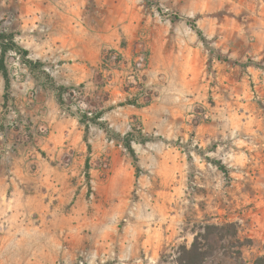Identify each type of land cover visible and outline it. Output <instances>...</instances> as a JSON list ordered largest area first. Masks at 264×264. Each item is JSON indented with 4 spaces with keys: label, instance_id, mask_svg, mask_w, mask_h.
<instances>
[{
    "label": "crops",
    "instance_id": "obj_1",
    "mask_svg": "<svg viewBox=\"0 0 264 264\" xmlns=\"http://www.w3.org/2000/svg\"><path fill=\"white\" fill-rule=\"evenodd\" d=\"M193 15L200 18L206 39H214V44L229 58L249 56L264 60V0H201ZM64 49L57 54L47 51L29 55L31 59L41 57L43 62L54 63L58 84L82 86L91 98L104 89L108 96L99 112L102 120L121 136L136 130L138 124H148L146 111L150 109L157 128L167 117L169 131L162 133V139L168 141L169 153L171 141L177 139V108L203 104L208 96L209 88L199 84L208 61L202 40L192 48V75L185 74L192 88L174 86L172 74L161 58L158 62L154 56L152 68L150 64L143 71L145 86L153 94L148 107L140 104L139 89L128 84L133 78L132 70L140 64L139 55L113 46L110 49L118 51L122 58L117 66L104 71V48L69 52ZM217 66L220 72L232 76L228 80L234 98L240 85V67L221 62ZM249 71L259 82L264 81V72L253 67ZM99 73L104 77L101 85L96 82ZM17 86L19 93L14 95L20 113L19 127L8 133L0 131V250H41V258L32 257L29 264H79L81 259L85 264H160L164 254L183 244L186 238L179 237L175 227L177 215L162 216L156 209V204L164 201L162 198L169 200L170 195L153 190L150 178L137 172L127 154H123V143L110 139L93 125L89 150L79 119L64 113L54 92L45 91L29 74ZM3 91L0 83V111ZM41 127L46 134L34 142L29 140ZM137 146L151 155L146 170L154 171V150L161 149L160 143L135 142L136 152ZM165 149L163 146L164 152ZM108 153L118 154L122 163H113L109 168L103 165ZM64 156L70 157L66 161ZM145 203L152 205L145 207ZM8 236L12 241L6 242Z\"/></svg>",
    "mask_w": 264,
    "mask_h": 264
},
{
    "label": "rangeland",
    "instance_id": "obj_2",
    "mask_svg": "<svg viewBox=\"0 0 264 264\" xmlns=\"http://www.w3.org/2000/svg\"><path fill=\"white\" fill-rule=\"evenodd\" d=\"M200 6L201 0H0V34H13L19 46L36 54L56 53L63 48L66 52L104 48V71L117 66L122 58L118 51L110 49L113 46L125 48L130 54L136 53L141 61L132 70L133 78L128 84L139 89L143 107L153 102L151 88L145 86L143 71L148 70L150 64L152 68L154 56H157L158 62L160 58L164 62L167 72L172 74L174 86L192 88L193 84L186 81L189 78L185 74L192 75L190 63L195 59L192 48L202 40L208 51V61L203 81L199 84L209 88L208 96L203 104L177 108V139L171 141L170 153L168 141L162 139V133L169 131L167 117L157 128V121H153L154 111H146L148 124H138L136 131H141L148 142L160 143L161 149L154 150L157 152L153 160L154 171H147L146 164L151 162L148 159L151 155L142 147H136L139 172L150 178L155 192L170 195L169 200L162 198L164 201L157 203L156 209L162 216L164 213L176 214L177 235L186 238L177 249L171 248L169 253L164 254L160 264H179L180 248L191 247L195 231L206 224L225 223H235L239 238L251 239L253 243L242 248V258L238 259L236 255L226 253L236 252L238 244L225 241L222 246L215 247L204 264H241V260L244 264H253L255 258L264 255V81L255 79L249 68L264 72V60L256 61L249 56L233 59L222 53L220 47L214 44V39H206L199 25L200 18L193 15ZM190 14L191 17L188 16ZM187 19L195 22L203 33L202 38ZM12 52L9 51L5 57L13 99L8 103H5V80L0 72V83L4 86L0 131L4 133L11 131L8 126L10 117L20 116L14 95L19 93L17 84L25 74L37 83L22 63V56ZM33 59L41 61V57ZM237 61L239 64H235ZM218 62L240 67V85L235 89L234 98L231 97L232 87H229L232 76L220 72ZM44 63V70L58 84L54 63ZM102 75H97L99 85L104 80ZM78 90L83 92L82 95L68 102L74 112L79 111L75 109L79 102L94 113L99 112L108 96L104 89L98 90V96L93 98L84 87L79 86ZM38 133L35 130L29 140L36 141L46 131L41 135ZM34 134L35 139L32 138ZM201 135H206V138ZM125 153L136 168L124 147ZM69 157L62 159L67 161ZM118 157L116 153L115 156L108 153L103 165L109 168L113 163H122ZM9 240L8 236L6 242ZM41 256V250L4 249L0 250V264H29L30 258ZM170 257L173 259L170 260Z\"/></svg>",
    "mask_w": 264,
    "mask_h": 264
},
{
    "label": "trees",
    "instance_id": "obj_3",
    "mask_svg": "<svg viewBox=\"0 0 264 264\" xmlns=\"http://www.w3.org/2000/svg\"><path fill=\"white\" fill-rule=\"evenodd\" d=\"M187 21L188 24L196 31L198 36L202 38L203 33L198 29L195 22L192 19H187ZM0 48V72L5 80V103L13 100L11 98V79L9 71L5 65V57L9 51H14L22 56V63L27 66L32 77L35 81H37V84L48 91L50 90L54 92L60 107L69 115L76 116L79 119V123L84 130V140L87 143L89 150L91 149V145L89 143L90 129L92 125H97L108 135L110 139L123 143L139 172V160L133 144L135 142L142 144L148 142V139L141 131L132 130L127 135L121 136L116 133L107 122L102 120L103 114L101 112H95L94 116L89 118L81 111H72L68 102L75 98L73 91L78 90V87L58 85L52 76L44 70L45 63L30 59L29 51L17 44L13 34H0ZM235 64H239V62L237 61ZM131 103L137 105L133 101ZM194 234L195 236L191 247L187 248L186 246H183L180 248V255L178 258L179 264H204L208 257L211 256L215 247L222 246L225 241L232 245L238 244L239 249L236 252H232V254L230 252L226 253L228 255H236L238 259H241L242 248L247 244L253 243V240L251 239L241 240L239 238L238 228L235 223H225L223 225L206 224L201 228V230L195 231ZM241 261V264H244L243 260ZM253 264H264V255L255 258Z\"/></svg>",
    "mask_w": 264,
    "mask_h": 264
},
{
    "label": "built area",
    "instance_id": "obj_4",
    "mask_svg": "<svg viewBox=\"0 0 264 264\" xmlns=\"http://www.w3.org/2000/svg\"><path fill=\"white\" fill-rule=\"evenodd\" d=\"M12 53L15 55V52H12ZM73 93L75 96L74 100H76L78 97H80L82 95L83 92L80 90H74ZM75 109H78L79 111L85 113L89 118H92L94 116V112L92 110H90L89 108H87L86 106H84V104H82L80 102L78 104H76ZM8 126L10 127L11 130H15L19 127V121H18L17 115L10 117V122H9ZM38 131H39L38 135H41V133H44L46 130L41 127L38 129ZM32 138L35 139V134L33 135ZM85 263H86V261L84 259H81L79 262V264H85Z\"/></svg>",
    "mask_w": 264,
    "mask_h": 264
}]
</instances>
